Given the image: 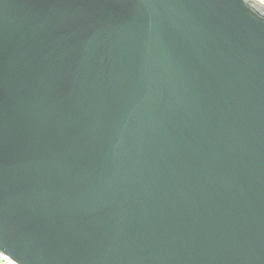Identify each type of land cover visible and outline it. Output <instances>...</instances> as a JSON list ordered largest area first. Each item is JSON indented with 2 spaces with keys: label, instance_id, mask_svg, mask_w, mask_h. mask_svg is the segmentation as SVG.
<instances>
[{
  "label": "water",
  "instance_id": "water-1",
  "mask_svg": "<svg viewBox=\"0 0 264 264\" xmlns=\"http://www.w3.org/2000/svg\"><path fill=\"white\" fill-rule=\"evenodd\" d=\"M0 255L264 264V0H0Z\"/></svg>",
  "mask_w": 264,
  "mask_h": 264
},
{
  "label": "built area",
  "instance_id": "built-area-1",
  "mask_svg": "<svg viewBox=\"0 0 264 264\" xmlns=\"http://www.w3.org/2000/svg\"><path fill=\"white\" fill-rule=\"evenodd\" d=\"M0 264H13L9 260H7L5 257L0 255Z\"/></svg>",
  "mask_w": 264,
  "mask_h": 264
}]
</instances>
